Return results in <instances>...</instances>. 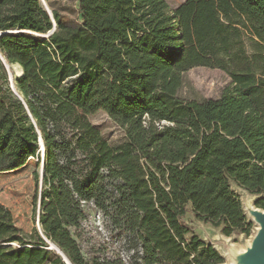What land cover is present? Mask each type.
Instances as JSON below:
<instances>
[{"label":"trees","instance_id":"1","mask_svg":"<svg viewBox=\"0 0 264 264\" xmlns=\"http://www.w3.org/2000/svg\"><path fill=\"white\" fill-rule=\"evenodd\" d=\"M79 13L69 26L40 0H0V173L45 150L39 227L24 232L0 204V264H224L183 218L190 204L225 235H249L230 181L264 210V0H79ZM2 58L23 71L15 88ZM196 68L231 86L182 99ZM99 112L122 144L91 122ZM91 203L140 256L83 254Z\"/></svg>","mask_w":264,"mask_h":264},{"label":"rangeland","instance_id":"2","mask_svg":"<svg viewBox=\"0 0 264 264\" xmlns=\"http://www.w3.org/2000/svg\"><path fill=\"white\" fill-rule=\"evenodd\" d=\"M166 1L170 9L175 10L185 0ZM40 2L42 7L49 10L52 15L57 12L65 24L77 26L82 23V17L79 13V0H40ZM20 69L19 66L8 63L9 83L14 88ZM230 86L231 79L224 72L209 68H196L185 74V84L179 92V96L186 101L216 100ZM90 120L101 130L112 147H116L125 141L124 130L106 113L99 112L91 116ZM39 152L40 160L31 158L18 171H12L8 174L0 173V204L12 212L16 225L26 233L31 232L35 227H39V224L34 221L35 202L39 199L45 186L42 172L45 152L42 148ZM230 186L242 204L248 223L252 224L249 235L241 231H235L230 236L225 235L222 223L216 225L198 219L190 204L186 207L183 218V222L190 229V235L195 234L208 245L215 247L224 258V264H234L236 254L242 252L253 241L258 232V225L248 211L263 210L256 206L257 201L262 197L261 195L250 193L233 181H230ZM84 209L87 219L83 223L84 233L80 243L83 254L87 258L99 250L106 256L120 255L125 262H129L131 258L142 254L140 243L136 238L130 234H120L108 216L92 203L84 204Z\"/></svg>","mask_w":264,"mask_h":264},{"label":"water","instance_id":"3","mask_svg":"<svg viewBox=\"0 0 264 264\" xmlns=\"http://www.w3.org/2000/svg\"><path fill=\"white\" fill-rule=\"evenodd\" d=\"M45 10L52 15V13L49 10L47 9ZM5 34L7 33H0V36ZM2 61L5 64V68L7 72H9L8 63L4 58H2ZM22 75H23V71H22ZM21 76H18V78H20ZM12 87L14 88V86ZM41 144H42L41 148L42 146L44 147L43 142ZM43 151L45 152L44 148ZM42 172L44 176V164L42 166ZM250 212H251L250 214L253 216L254 221L260 224V229H258V232L252 241V246L248 248V252L244 254V258L243 260L241 259L240 262L242 264H264V210L256 209V210H251ZM50 249H56V247L54 245H51Z\"/></svg>","mask_w":264,"mask_h":264},{"label":"bare ground","instance_id":"4","mask_svg":"<svg viewBox=\"0 0 264 264\" xmlns=\"http://www.w3.org/2000/svg\"><path fill=\"white\" fill-rule=\"evenodd\" d=\"M15 66H18V65H15ZM18 74H19L18 76H21V75H22V69H20V71H19ZM43 148H44V147L42 146V149H43ZM250 211H251V210H250ZM250 211H248V213H249V215L253 218V216L250 214V213H251ZM253 220H254V219H253ZM256 223H257V222H256ZM257 225H258V229H260V224L257 223ZM251 246H252V242H250V243L248 244V246L245 247V249H244L242 252L236 254L234 264H242V263L240 262V260H241V259L243 260V258H244V254H246V253L248 252V248H250Z\"/></svg>","mask_w":264,"mask_h":264}]
</instances>
